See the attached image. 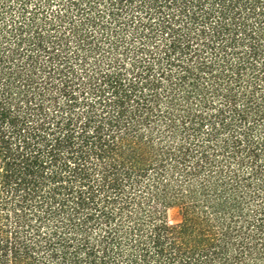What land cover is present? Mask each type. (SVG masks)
<instances>
[{"label": "trees", "instance_id": "1", "mask_svg": "<svg viewBox=\"0 0 264 264\" xmlns=\"http://www.w3.org/2000/svg\"><path fill=\"white\" fill-rule=\"evenodd\" d=\"M0 264H264V0H0Z\"/></svg>", "mask_w": 264, "mask_h": 264}, {"label": "rangeland", "instance_id": "2", "mask_svg": "<svg viewBox=\"0 0 264 264\" xmlns=\"http://www.w3.org/2000/svg\"><path fill=\"white\" fill-rule=\"evenodd\" d=\"M168 225L174 228L182 222L183 219V209L182 208H172L168 210Z\"/></svg>", "mask_w": 264, "mask_h": 264}]
</instances>
